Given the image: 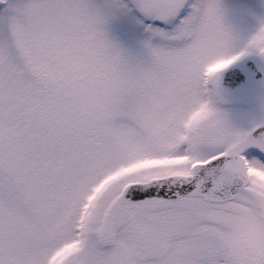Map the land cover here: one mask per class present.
Here are the masks:
<instances>
[{
	"label": "snow or ice",
	"instance_id": "6c2138e0",
	"mask_svg": "<svg viewBox=\"0 0 264 264\" xmlns=\"http://www.w3.org/2000/svg\"><path fill=\"white\" fill-rule=\"evenodd\" d=\"M233 42L205 0H0V264H232L264 180V121L211 99Z\"/></svg>",
	"mask_w": 264,
	"mask_h": 264
},
{
	"label": "rangeland",
	"instance_id": "374dc122",
	"mask_svg": "<svg viewBox=\"0 0 264 264\" xmlns=\"http://www.w3.org/2000/svg\"><path fill=\"white\" fill-rule=\"evenodd\" d=\"M224 8L225 22L232 29L234 48L238 54L248 49L250 41L261 28L264 0H224ZM247 59L255 61L263 75L261 79H255L250 74L245 86L227 97L218 93L216 85L212 86L217 93L216 107L227 114L230 123L238 129H248L255 122L264 121V56L258 50L248 49V54L234 64L243 66Z\"/></svg>",
	"mask_w": 264,
	"mask_h": 264
},
{
	"label": "clouds",
	"instance_id": "9594fccd",
	"mask_svg": "<svg viewBox=\"0 0 264 264\" xmlns=\"http://www.w3.org/2000/svg\"><path fill=\"white\" fill-rule=\"evenodd\" d=\"M205 2L225 17L224 0ZM211 99L216 106V95ZM254 167L257 172H264V167ZM244 178L251 184L250 194L224 217L223 247L232 264H264V180L259 175H249L247 168Z\"/></svg>",
	"mask_w": 264,
	"mask_h": 264
},
{
	"label": "water",
	"instance_id": "95a60500",
	"mask_svg": "<svg viewBox=\"0 0 264 264\" xmlns=\"http://www.w3.org/2000/svg\"><path fill=\"white\" fill-rule=\"evenodd\" d=\"M248 68L255 70L252 64L247 63ZM244 76L239 72L238 67H229L219 75L218 88L222 94H232L243 85Z\"/></svg>",
	"mask_w": 264,
	"mask_h": 264
},
{
	"label": "flooded vegetation",
	"instance_id": "af4514ba",
	"mask_svg": "<svg viewBox=\"0 0 264 264\" xmlns=\"http://www.w3.org/2000/svg\"><path fill=\"white\" fill-rule=\"evenodd\" d=\"M247 60H249V59H247ZM252 60V59H251ZM255 62V61H254ZM249 75H250V73H247V77H248V79H249ZM263 91H264V89H263ZM263 95V97H264V93L262 94Z\"/></svg>",
	"mask_w": 264,
	"mask_h": 264
}]
</instances>
